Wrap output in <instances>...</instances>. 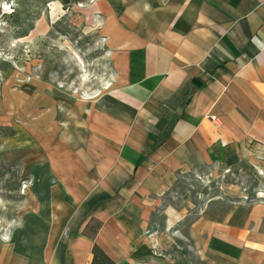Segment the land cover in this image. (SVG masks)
<instances>
[{
  "label": "crops",
  "instance_id": "0c3cea01",
  "mask_svg": "<svg viewBox=\"0 0 264 264\" xmlns=\"http://www.w3.org/2000/svg\"><path fill=\"white\" fill-rule=\"evenodd\" d=\"M85 9L101 24L117 85L91 104L51 91L39 126L50 130L39 137L46 158L29 172V204L0 240V264H90L94 245L113 264H187L190 255L264 264V197L212 199L186 225L183 248L175 233L185 216L161 206L181 171L264 174L250 157L264 151V0H89ZM157 207L162 229L152 231Z\"/></svg>",
  "mask_w": 264,
  "mask_h": 264
},
{
  "label": "rangeland",
  "instance_id": "374dc122",
  "mask_svg": "<svg viewBox=\"0 0 264 264\" xmlns=\"http://www.w3.org/2000/svg\"><path fill=\"white\" fill-rule=\"evenodd\" d=\"M67 1L0 2V240L4 242L22 225L34 183L29 172L46 158L39 137L50 130L39 126L46 120L45 104L56 99L52 92L60 90L64 99L91 104L117 85L97 31L101 24L85 9L89 0ZM86 110L81 105L79 112ZM55 146H50V154L56 153ZM250 157L263 162L264 151L251 150ZM239 194L247 200L264 197V174L258 167L212 165L176 173L161 196V206L185 216L175 233L180 247L188 244L183 237L186 225L209 210L205 209L209 201ZM162 221L157 207L151 211L149 228L160 231ZM186 260L195 264L192 255Z\"/></svg>",
  "mask_w": 264,
  "mask_h": 264
},
{
  "label": "trees",
  "instance_id": "16d2710c",
  "mask_svg": "<svg viewBox=\"0 0 264 264\" xmlns=\"http://www.w3.org/2000/svg\"><path fill=\"white\" fill-rule=\"evenodd\" d=\"M63 4L68 3L67 0H62ZM100 227V224L95 222L93 224H89L85 227V231L87 230V235L93 236L98 228ZM92 260L90 264H113V262L96 246L94 245L92 247Z\"/></svg>",
  "mask_w": 264,
  "mask_h": 264
}]
</instances>
